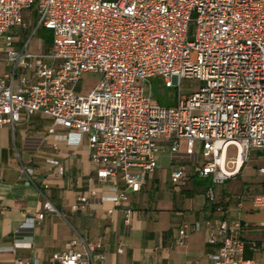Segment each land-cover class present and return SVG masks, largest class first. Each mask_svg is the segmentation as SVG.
Listing matches in <instances>:
<instances>
[{"label":"built area","instance_id":"built-area-1","mask_svg":"<svg viewBox=\"0 0 264 264\" xmlns=\"http://www.w3.org/2000/svg\"><path fill=\"white\" fill-rule=\"evenodd\" d=\"M27 9L38 14L32 34L52 31L49 52H33L31 36L18 46L10 33L27 28ZM1 41L0 61L7 70L0 73V127L14 129L23 114L42 113L68 129L66 140L79 143L87 135L90 162L114 206L142 190L165 147L179 158L204 157L195 171L211 176V201H216L214 186L235 176L253 150L264 155V0H0ZM90 73L99 81L82 94L78 83ZM154 76L179 87L176 107L155 100L149 79ZM183 79L200 83L187 98ZM182 143L185 156L179 155ZM231 145L236 158L228 156ZM259 172L263 190L253 204L264 210V164ZM184 175L183 167L176 168L171 179L178 184ZM39 189L44 210L29 217L28 225L57 211ZM96 198L95 190L81 193L71 207L85 210ZM122 211L131 224L132 207ZM243 232L239 219L211 229L208 242L217 246L212 264H264L245 256ZM187 237L183 228L177 243ZM260 248L264 254V241ZM105 259L102 240L76 234L48 263L35 257L12 264H104Z\"/></svg>","mask_w":264,"mask_h":264},{"label":"crops","instance_id":"crops-1","mask_svg":"<svg viewBox=\"0 0 264 264\" xmlns=\"http://www.w3.org/2000/svg\"><path fill=\"white\" fill-rule=\"evenodd\" d=\"M36 46L33 52L45 53L40 42ZM6 70L0 61V73ZM67 133L66 127L55 125L52 117L42 113L29 118L23 114L14 129L0 127V264L35 257L48 263L76 234L88 241H103L104 264H212L217 246L208 242V235L225 219L241 220L245 256L263 263L264 210L253 204L254 196L263 190L262 152L253 150L235 176L216 184V201H211L207 196L211 176L195 171L204 157L199 155L197 162L179 158L165 147L142 190L131 193L129 202L114 206L112 193L101 188L96 166L90 162L87 135L76 143L74 137L64 138ZM185 150L182 143L179 155L185 156ZM228 156L236 158V146L229 147ZM180 167L185 175L176 184L171 173ZM39 188L57 211H47L43 220L28 225L29 217L44 210ZM90 190H95L97 198L85 210L74 211L71 205L77 196ZM127 205L134 211L131 224L125 222L122 211ZM110 209L114 211L109 213ZM183 228L188 237L178 244ZM254 244L259 249H253ZM121 246L123 252H119Z\"/></svg>","mask_w":264,"mask_h":264},{"label":"rangeland","instance_id":"rangeland-1","mask_svg":"<svg viewBox=\"0 0 264 264\" xmlns=\"http://www.w3.org/2000/svg\"><path fill=\"white\" fill-rule=\"evenodd\" d=\"M24 18L27 23V28L13 29L10 33L15 36V41L22 44L27 38L31 36L30 48L34 49L37 43L40 42V47L45 52H48L52 44V31L47 28L38 29L37 32L33 33L34 28L37 25L38 14L36 9H27L24 12ZM3 41L0 42V45ZM193 60L197 59V52L192 51ZM152 85L153 96L156 101L163 107H176L177 106V93L179 92L178 86L168 87L164 84L162 77L154 76L149 78ZM99 81V75L97 74H86L82 77L77 86V91L82 94H88L92 91L95 85ZM200 83L192 79L182 80V96L187 98L193 89L198 88Z\"/></svg>","mask_w":264,"mask_h":264},{"label":"bare ground","instance_id":"bare-ground-1","mask_svg":"<svg viewBox=\"0 0 264 264\" xmlns=\"http://www.w3.org/2000/svg\"><path fill=\"white\" fill-rule=\"evenodd\" d=\"M239 162H241V160Z\"/></svg>","mask_w":264,"mask_h":264}]
</instances>
